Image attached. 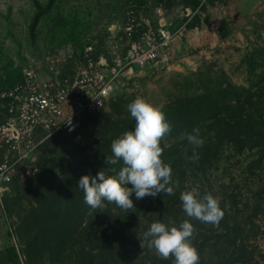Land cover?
I'll return each instance as SVG.
<instances>
[{
	"label": "rangeland",
	"instance_id": "374dc122",
	"mask_svg": "<svg viewBox=\"0 0 264 264\" xmlns=\"http://www.w3.org/2000/svg\"><path fill=\"white\" fill-rule=\"evenodd\" d=\"M198 1L200 6L195 8L194 0H0V89L10 84L15 71L31 58L62 55L67 58L65 71L69 75L75 71L81 49L88 44L95 46L100 56L113 58L122 43L120 34L114 35L108 28L119 26L125 12L136 5L142 7L138 15H148L152 8L162 7L173 22L175 34L162 68L150 65L125 72L103 116L88 119L72 137L50 142L40 150L35 175L13 178L10 190L0 198V264H33L22 237L26 232L19 226L31 207H36L31 191L36 177L53 163L59 177V165H78L96 153L103 127L129 117L126 105L137 96L163 108L178 98L203 94L228 82L249 87L261 76L264 59L251 64L249 58L262 47L258 37L264 29V0ZM202 5L204 9L199 10ZM116 107L123 113H118ZM230 156L219 171L210 174L209 183L200 178L184 191L191 187L220 199L229 198L226 205L232 211L233 197L240 204L242 222L260 205L263 212L254 218V231L258 233L243 242L246 253L239 264H264V196L260 197L264 193L259 195L264 189V159L251 172L248 166L258 158L255 152H231ZM94 213L91 217H95ZM114 213L119 214L116 209ZM144 219L129 244L131 264H153L156 254L146 242L140 247L144 232L150 227ZM250 226L246 230L252 232ZM48 256L45 254L42 261L35 263L54 264ZM56 264L74 262L69 258Z\"/></svg>",
	"mask_w": 264,
	"mask_h": 264
},
{
	"label": "trees",
	"instance_id": "16d2710c",
	"mask_svg": "<svg viewBox=\"0 0 264 264\" xmlns=\"http://www.w3.org/2000/svg\"><path fill=\"white\" fill-rule=\"evenodd\" d=\"M193 6L199 7L200 2L194 0ZM203 7L204 5L199 10L204 9ZM130 8L140 11L142 7L136 5ZM262 33L264 29L258 37L262 47L249 58L251 64L264 59ZM88 46L89 44L84 46L81 53ZM93 47V57L97 60L100 53ZM262 61L264 60L261 63ZM15 76L10 84L0 89V94L22 81L21 70L15 71ZM109 103L110 101L107 106ZM161 109L172 125L171 132L161 141V147L164 149L162 160L172 169V182L169 186L174 189V194L162 192L155 198L145 197L140 200L133 194L131 199L135 207L127 212L114 203L101 209H93L85 204L83 191L78 187L80 177L95 176L99 170L107 168L105 159L112 155V141L135 127V120L131 115L122 121H110L103 127L96 153L85 157L78 165L72 162L59 165V177L55 174V163L50 164L34 180L31 191L36 198V207H31L25 221L19 226L26 232L24 236L21 235L31 251L28 256L33 264L42 261L47 253L48 259L54 264L63 263L69 258L73 259L74 264H131L128 261L129 244L144 218H147L150 225L159 220L178 226L181 221L190 219L183 212L179 199L188 184L200 178L209 183L210 174L219 171L223 161L232 157L231 152L235 155H242L246 151L255 152L258 158L248 166L251 172L264 159V72L249 87L228 82L203 94L178 98ZM117 111L123 113L121 109ZM104 113L105 109L100 113L87 115L83 125L88 119L98 118ZM2 120L0 116V122ZM195 128L200 130L204 144L197 149L199 160L190 162L185 159V153L191 156L193 145L188 142L187 134H191ZM72 136L57 135L50 138L40 150L50 142ZM114 167L119 170L121 164ZM192 189L196 188L190 187L189 190ZM196 190L201 195L204 194L202 190ZM262 193L264 189L259 195ZM262 196L264 194L260 197ZM227 199L229 198L220 199L224 216L218 227L190 220L196 230L192 239L199 252V264L243 263L241 257L246 253L243 242L258 233L254 231V218L263 212L260 205L257 204L252 214L242 222L238 214L239 202L231 197V207L234 208L232 211V208H227ZM155 205L158 206V212H155L157 209L153 210ZM115 209L119 214L114 213ZM94 211L95 217H91ZM248 226L250 229L253 227L252 232L246 230ZM173 262L174 258L164 260L157 254L153 258V264Z\"/></svg>",
	"mask_w": 264,
	"mask_h": 264
},
{
	"label": "built area",
	"instance_id": "2783aa9c",
	"mask_svg": "<svg viewBox=\"0 0 264 264\" xmlns=\"http://www.w3.org/2000/svg\"><path fill=\"white\" fill-rule=\"evenodd\" d=\"M137 13L128 9L119 26L108 28L120 34L122 43L113 58L96 60L89 46L70 75L62 55L31 58L21 69L22 81L0 94V198L15 176L38 172L40 149L50 138L76 134L87 115L107 107L125 72L164 64L175 38L173 22L162 7L152 8L148 15Z\"/></svg>",
	"mask_w": 264,
	"mask_h": 264
},
{
	"label": "clouds",
	"instance_id": "9594fccd",
	"mask_svg": "<svg viewBox=\"0 0 264 264\" xmlns=\"http://www.w3.org/2000/svg\"><path fill=\"white\" fill-rule=\"evenodd\" d=\"M126 107L135 120L134 129L112 141V155L105 159L107 168H102L95 176L83 175L78 181L84 202L90 208H106L107 204L114 203L127 212L135 207L131 199L133 194L137 200L155 198L162 192L174 194V189L169 186L172 169L162 160L164 149L161 147V141L171 132L172 125L161 108L142 96H137ZM67 123L69 130H73L71 119ZM187 140L193 145V152L191 156L185 153V159L197 162L200 158L197 149L204 144L200 130L193 129L187 134ZM117 164H121L119 170L114 167ZM179 199L183 212L190 219L181 221L178 226L159 220L151 223L144 232L143 241L139 240L140 247L143 248L146 242L159 258H174L173 264H199V252L192 239L196 230L190 220L218 227L224 216L220 198L210 192L201 195L192 189L183 191Z\"/></svg>",
	"mask_w": 264,
	"mask_h": 264
},
{
	"label": "water",
	"instance_id": "95a60500",
	"mask_svg": "<svg viewBox=\"0 0 264 264\" xmlns=\"http://www.w3.org/2000/svg\"><path fill=\"white\" fill-rule=\"evenodd\" d=\"M163 66V63H159L158 64V68L162 67Z\"/></svg>",
	"mask_w": 264,
	"mask_h": 264
},
{
	"label": "crops",
	"instance_id": "0c3cea01",
	"mask_svg": "<svg viewBox=\"0 0 264 264\" xmlns=\"http://www.w3.org/2000/svg\"><path fill=\"white\" fill-rule=\"evenodd\" d=\"M173 31V30H172ZM156 67H158V64H157V66ZM160 68H162V67H160ZM135 69V68H134ZM134 69H132V70H134ZM132 70H130V71H132Z\"/></svg>",
	"mask_w": 264,
	"mask_h": 264
}]
</instances>
